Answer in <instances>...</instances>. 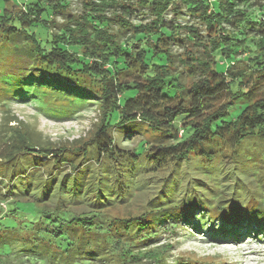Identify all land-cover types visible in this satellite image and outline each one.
I'll return each mask as SVG.
<instances>
[{"label":"trees","instance_id":"1","mask_svg":"<svg viewBox=\"0 0 264 264\" xmlns=\"http://www.w3.org/2000/svg\"><path fill=\"white\" fill-rule=\"evenodd\" d=\"M82 4L75 15L69 0H0L3 104L102 111L83 145L9 143L0 158V264H169L170 246L158 244L183 227L235 241L263 235L261 196L236 187L232 199L234 190L223 192L229 177L210 164L233 163L259 188L252 194H264V169L250 174L256 161L264 168V0ZM115 131L126 142L154 136L127 149ZM194 160L210 163L209 198L163 190L137 215L110 214L146 187L138 177L178 175Z\"/></svg>","mask_w":264,"mask_h":264},{"label":"rangeland","instance_id":"2","mask_svg":"<svg viewBox=\"0 0 264 264\" xmlns=\"http://www.w3.org/2000/svg\"><path fill=\"white\" fill-rule=\"evenodd\" d=\"M17 1L21 3L22 0ZM69 1L71 3L70 14L78 15L83 13L82 0ZM63 18L61 15L57 18V21L61 23L63 22ZM101 112L100 107L96 105L71 113L70 111L61 112L60 109L55 107L42 110L38 104L31 103L30 101L27 103L12 101L8 105H4L3 100H0V158L5 157L7 154L11 147L9 143L13 145V142L17 141L20 136H26L27 139L35 144L53 149L83 145L85 142L90 141L98 131L102 119ZM113 134L117 143L127 149H134L143 138L148 139L149 136H154L153 132L144 131L143 135L140 133L133 135L132 139L126 142L123 134L117 131L113 132ZM197 162V160H194L186 164L179 171L178 175L174 172V175H171L172 173L169 171H161L138 177L136 181L140 179L143 181L145 179L144 183L146 187L140 190L137 195H134L132 202L128 204L122 203L121 206L110 211V214L113 216L118 215L119 217L137 215L145 211L148 202L159 195V193L162 194L163 190V194H166V192L167 194L177 193L178 196H181L182 200L193 197L195 200L199 198L203 201L206 199V196L209 198L210 190L208 187L210 183L214 185V182L204 177L202 172L208 168L210 163L203 164ZM255 163L257 164L252 166L253 169L251 168L252 171L250 173L254 176L264 169L258 164L260 161H256ZM221 164H223V167H221ZM210 165H212L210 167L212 170L210 171H214L215 166H218L221 169L218 172L224 171V178H226V175L229 177L224 182L225 186L223 187L225 188H223V192L229 194L234 190L233 194H231L233 196L232 199L236 196V187H238L239 189H247L245 194L249 196H246V198H251L250 196L253 195L257 197L261 196L264 202L263 193L252 194L259 192V188L250 185V181L246 178L247 176L241 173L242 171L239 167L240 172L234 170L233 163L215 162ZM178 177H181L182 180H179ZM1 182L0 180V187L4 191L7 182L4 181L3 184ZM137 184L141 185L140 183ZM54 193L55 191H52V194ZM80 204L78 202V206ZM75 210L78 213H82L86 209L77 207ZM183 228L185 230L180 231L177 235L174 234V236L170 233L163 234L162 241L158 244L159 246H170V250L166 254L169 264H174L172 263L173 260L179 257L185 260L214 264H264V234L259 237H249L246 235L242 240L235 241L232 237L215 238L209 233V230L206 232V229L196 231L188 227ZM99 264L112 263L106 261Z\"/></svg>","mask_w":264,"mask_h":264}]
</instances>
